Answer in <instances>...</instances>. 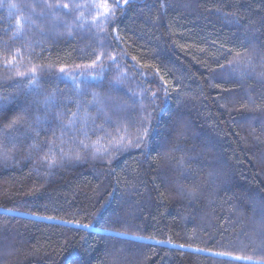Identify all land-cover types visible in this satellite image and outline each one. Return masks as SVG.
<instances>
[{"label":"trees","instance_id":"obj_1","mask_svg":"<svg viewBox=\"0 0 264 264\" xmlns=\"http://www.w3.org/2000/svg\"><path fill=\"white\" fill-rule=\"evenodd\" d=\"M34 1L0 0V264L264 262V0H122L115 91ZM116 104L147 146L115 148Z\"/></svg>","mask_w":264,"mask_h":264},{"label":"rangeland","instance_id":"obj_2","mask_svg":"<svg viewBox=\"0 0 264 264\" xmlns=\"http://www.w3.org/2000/svg\"><path fill=\"white\" fill-rule=\"evenodd\" d=\"M50 1V0H49ZM37 2H41V0H35L33 5H36ZM122 0H57L49 2L52 5H60V8H47V14L49 17H46V23L50 28V36H73L75 34H81L85 37L89 44L94 45L97 50V57H101L100 60H97V65H105L106 71L109 72V75L113 77L114 80H120V86H124L126 82H130L132 77H129L126 68L121 66V64L117 61L113 62L111 58L114 57L112 51L109 50L108 40H107V30L111 18L117 8V5H120ZM64 4H68L69 7L67 9L63 8ZM107 4L111 14L105 18L104 5ZM44 5H41L40 8H43ZM47 7V5H45ZM44 7V8H45ZM42 10V9H41ZM231 74V73H230ZM138 100L142 96L140 94H136ZM113 103V100L110 97H107V105L109 103ZM124 109H123V108ZM142 100L139 103L137 109L142 113ZM125 109H127L126 105L116 104L115 105V113L120 121H117L116 126L119 128V131L116 133V142L120 137H124V143L127 145L129 141L136 139L139 131L135 130L138 122H134L133 127L128 126L131 124L127 123L125 126H120L125 123L122 118V115L125 113ZM99 112V111H98ZM124 112V113H123ZM100 113V112H99ZM141 113H138V120L141 122ZM110 116H106V121H110L112 118ZM143 121V119H142ZM123 122V123H122ZM116 142L114 144L116 148Z\"/></svg>","mask_w":264,"mask_h":264},{"label":"snow or ice","instance_id":"obj_3","mask_svg":"<svg viewBox=\"0 0 264 264\" xmlns=\"http://www.w3.org/2000/svg\"><path fill=\"white\" fill-rule=\"evenodd\" d=\"M125 3H128V0H124ZM119 5H117L118 7ZM12 7H15V5H12ZM49 8H60L61 6L60 5H52V4H49L48 5ZM69 7L68 4H64L63 5V8L67 9ZM104 12H105V18H107L111 12H110V9L108 7L107 4L104 5ZM240 54L237 53V56H239ZM101 57H97V60H100ZM113 60V62H115V57L111 58ZM93 64L95 65L96 64V61H93ZM63 71V70H62ZM157 74H159V70L157 69ZM18 75H23V73H19ZM161 80L163 81L164 80V77L161 76ZM31 84L35 85L36 84V80H35V69H33V79L30 81ZM167 83V82H165ZM120 85V80L117 79V80H114L112 82H110V86L112 87V89L115 91L118 89V86ZM165 94H167V91L165 90ZM153 97H155V93L153 94ZM10 101L7 99V98H4L3 101H0V108H3L7 103H9ZM52 103V98L51 97H46L45 98V105H50ZM96 105H103L104 104V101L100 100V99H96V101L94 102ZM98 111L100 113H104V109L103 107H99L98 108ZM106 114V113H104ZM78 113H73V119L69 120L68 124L67 125H62V128L63 127H75L76 125V117H77ZM150 116V114H149ZM110 119V117H109ZM21 120L22 118L21 117H17V118H14L10 121H7V116L6 114H4L3 112H0V122H5V135H7L8 131H12L16 128V126L21 123ZM37 120L39 121V117L37 118ZM149 127H143V133L138 135L136 137V140H135V146L139 147L141 146V144H143L144 146H147V142H146V137L149 135ZM124 140L125 138L122 136L119 138V140L116 142V148L117 150H119L120 148H123V147H126V146H131L132 142H129L127 145H125L124 143ZM33 148H38V145L36 144H33L32 145ZM68 159H80L79 155H76L75 157H72L70 154L66 157ZM85 228L88 227V225H84ZM117 235H126L125 233H118ZM137 239H139V237H137ZM219 255H229L228 253H219ZM235 259L237 260H245V261H251V257H235ZM252 264H257V262H252ZM259 264H264V262H259Z\"/></svg>","mask_w":264,"mask_h":264}]
</instances>
